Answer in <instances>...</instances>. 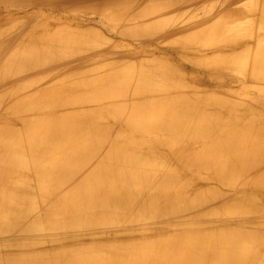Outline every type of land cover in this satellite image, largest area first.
Listing matches in <instances>:
<instances>
[{
    "label": "rangeland",
    "instance_id": "1",
    "mask_svg": "<svg viewBox=\"0 0 264 264\" xmlns=\"http://www.w3.org/2000/svg\"><path fill=\"white\" fill-rule=\"evenodd\" d=\"M79 1L19 11L14 0H0V118H14L8 98L39 75L62 72L53 93L60 101L47 111L84 118L95 110L104 125L119 119V139L130 142L132 156L153 153L148 162L168 168L173 183L158 192L136 185L126 196L137 200L133 213L109 210L101 220L73 221L68 230L50 229L57 223L45 219L48 230L37 231L39 237L101 246L102 255L87 250L97 252L101 264L110 251L133 244L139 252L124 264L141 263L148 254L149 264H264V0ZM41 36L82 45L61 44L47 54L29 50ZM73 68L122 72L128 82L106 100L84 87L81 76L67 74ZM15 70L28 71L7 75ZM133 119L143 128H162L136 130ZM28 235L19 239L29 241ZM199 255L204 261H196Z\"/></svg>",
    "mask_w": 264,
    "mask_h": 264
},
{
    "label": "bare ground",
    "instance_id": "2",
    "mask_svg": "<svg viewBox=\"0 0 264 264\" xmlns=\"http://www.w3.org/2000/svg\"><path fill=\"white\" fill-rule=\"evenodd\" d=\"M14 1V8L19 11L49 3L62 6L75 4L73 0ZM128 1L130 0L79 2L96 6L106 3H131ZM39 42L38 45L35 42L29 50H34L35 46L38 51L42 50V53L47 54L56 46L75 45L79 40L41 36ZM81 45L82 41L78 46ZM26 71L28 70H15L7 75L11 77ZM71 72L81 76L84 87L95 89L106 100L116 98L118 86L128 82L122 72L73 68L67 74ZM62 79V72L52 71L47 75H39L29 86L22 88L15 98H8L7 107L15 112L13 120L7 122L0 118V242L10 241L4 245L0 243V264H74L79 260L82 264H101V246L92 248L87 244L76 245L64 236L44 240L37 231L48 228L41 223L46 219L57 223L56 226H49L50 229L68 230L73 221L88 217L101 220L103 217L98 215L109 210L121 208L124 213H133L137 208V200L126 196L136 185L144 184L145 190L158 192L173 183V173L170 174L168 168L152 166L148 162L153 153L141 157L132 156V149L128 145L130 142L119 139L123 128L119 119L114 120L116 125H104L102 113L95 110L90 111L88 117L84 118L74 117L72 113L48 112V108L58 106L53 101H60L59 95L53 93L56 91L57 80ZM25 93L27 94L24 96ZM186 107L187 113L191 112V105ZM196 110L197 106L193 104V111L189 115L190 122L195 121ZM115 111L118 114L121 107ZM4 114L1 113L0 116ZM29 114L36 116L28 118ZM176 114L181 113L176 112L173 117ZM2 121L5 123H1ZM127 121L130 120L127 118ZM133 121V128L140 131L162 128L155 124L143 128L141 122L136 119ZM38 122H41L39 127ZM32 125L35 128H31ZM22 137L25 138L20 140ZM77 153L79 159L75 160L73 158ZM94 159L95 164L88 165ZM75 164L81 165L73 169ZM38 192L40 196H37ZM8 233H15L16 237L7 240L4 235ZM20 233L21 236L29 234L30 240L19 239ZM119 242L124 244L123 241ZM47 243L56 245L49 250L46 245L43 246ZM97 243L102 245L101 242ZM176 244L177 241L171 247ZM133 245L110 251L107 264H124L123 261L127 259L132 261L139 252V246ZM73 246H80L79 250H74ZM89 249L98 250L99 255L97 252L87 251ZM75 251L77 252L74 253ZM184 258L183 260H188ZM153 259L148 254L141 263L128 264H149ZM195 259L204 261L205 258L199 255ZM92 261L95 262L91 263Z\"/></svg>",
    "mask_w": 264,
    "mask_h": 264
}]
</instances>
